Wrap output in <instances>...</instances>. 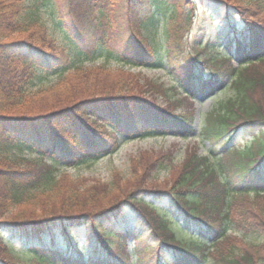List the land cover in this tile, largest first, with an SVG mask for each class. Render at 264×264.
I'll list each match as a JSON object with an SVG mask.
<instances>
[{"label": "trees", "instance_id": "1", "mask_svg": "<svg viewBox=\"0 0 264 264\" xmlns=\"http://www.w3.org/2000/svg\"><path fill=\"white\" fill-rule=\"evenodd\" d=\"M213 1L227 6V19L195 28L196 0H0V264H92L99 256V264H132L130 239L137 264H264V1ZM57 29L82 36L85 49L59 44ZM100 47L131 66L179 72L180 86L152 83L164 106L142 95L139 78L123 67L78 61ZM43 58L69 68L55 84L30 92ZM202 63L208 76L198 71ZM228 78L235 94L217 102L201 128L210 151L191 150L164 185L155 175L167 164L164 155L108 181L60 171V163L114 153L143 119L151 121L144 136L190 133L194 116L177 102L193 105ZM255 129L250 143L237 145L238 132ZM249 194L256 201L248 204ZM164 198L175 217L156 204ZM129 210L141 228L115 231L111 224ZM82 229L86 245L78 240ZM230 229L261 239L237 241ZM56 232L68 241L67 253L48 246Z\"/></svg>", "mask_w": 264, "mask_h": 264}, {"label": "rangeland", "instance_id": "2", "mask_svg": "<svg viewBox=\"0 0 264 264\" xmlns=\"http://www.w3.org/2000/svg\"><path fill=\"white\" fill-rule=\"evenodd\" d=\"M264 0H260L262 3ZM254 4L255 0H250L248 3L245 4ZM196 5L198 6L195 12V28L199 24L200 25H207L211 19H214L216 22L225 21L228 17V9L227 6L220 2H215L213 0H196ZM44 13V17L47 20L49 25H53L52 19L48 20V14L46 10L42 11ZM234 19V17H232ZM241 24H237V28L241 27ZM223 26H228L225 24ZM67 34L61 33L58 29L55 32L57 40L59 44L65 45L68 48L72 49L77 46H81L85 49L84 46V39L82 36H78L77 34L69 33V29H67ZM229 31V28H228ZM66 33V32H65ZM193 34V32H192ZM192 34H187L188 41H186V50L187 53L194 52L191 48V45L194 44V40L192 39ZM224 44H228V40H223ZM111 45V44H110ZM234 45V44H233ZM113 46V45H112ZM114 47H116L114 45ZM222 51L221 54L225 55L227 52V48L225 46H221ZM118 48V47H116ZM84 56V55H83ZM82 56V57H83ZM80 61L85 66H99L105 65L108 68L113 70L121 69L123 67L124 71L134 74L139 78V83L144 86L143 94L149 97L150 99L154 100L155 102L166 106V97L161 94V90L157 88L158 86H152V83H156L157 85H164L166 87H179L180 83H178V79L180 78V73L176 72L172 74L166 67H139L136 65H129V63H125L123 61L118 60L115 57V54L109 53L106 47H100L98 52L94 55L84 57ZM38 72L34 78L28 83L27 87L30 92H35L41 87L50 86L55 84L57 80L60 79V75L62 72L66 73L69 66H64L61 61H58L54 58H43L38 60ZM66 63V62H65ZM190 68L191 65H187ZM264 67V65H263ZM262 67V68H263ZM184 68H182L183 70ZM213 69V68H212ZM128 70V71H127ZM201 70L202 72L209 75L212 71L211 68H206L205 63L199 65L198 71ZM227 83L223 89L213 91L210 96H199L197 99L193 101V105L186 104L185 102H177V104L181 105L180 110L190 111L189 115L194 116L193 126L194 129L184 135H175L172 131L168 132H156L155 130L149 131L150 133L144 136L141 134L142 130L146 128L147 125H150L151 121L147 119H143L140 121L135 127H131V133L129 135L124 134L121 139H118L119 147L117 150L114 151L112 154L104 155L98 158L93 163H79V164H71L66 165L64 163H60L59 169L62 171H66L67 173L79 177V176H88L91 178H99L102 181L110 180L114 173H122L124 176H129L132 172V167H138V170L143 168L148 160L155 161L159 159V157L163 156L164 164L167 163L165 166L156 169L155 175L159 179V182L164 183L169 182L178 172L183 163L186 160L188 153L191 150H198L199 154H208L210 151L209 140H207L204 136H201V128L202 124L205 120L206 113H208L216 104L221 100L228 99L235 94L234 88L229 83L231 82L230 78L226 79ZM182 92V89H179ZM171 96L173 97L174 94L170 91ZM176 104V105H177ZM178 106V105H177ZM141 131V132H140ZM257 132L260 130H244L237 133V137H235V142L237 145L245 146L247 143H250L252 138L255 136ZM264 133V130H263ZM128 138L123 142L122 139ZM85 149H88L87 147ZM172 155V163H169V157ZM215 158H213L214 162ZM169 163V164H168ZM8 167H17L14 164H7ZM143 170V169H142ZM141 170V171H142ZM140 171V172H141ZM255 197L253 194H249L248 197H244L243 200L248 201V204L252 201V198ZM160 210L162 209L166 213L172 214V206L170 201L167 198L160 200L157 202ZM126 218H122L121 220L114 222L112 228L115 231L118 229L124 228H134L135 230L138 228L140 229V219L139 215L133 210H129L128 213L125 215ZM174 216V215H173ZM175 217V216H174ZM184 227L187 224H184ZM189 233H193V229L189 230ZM228 233L231 234L234 240L245 239L247 243L249 242H258L261 238H258L255 235H247L246 232L237 229H230ZM78 235V240H80L81 245H86L89 240H87L86 231L84 229L80 230ZM49 242V247L53 244L61 250V252H68V241L65 240L63 236L58 234V232L53 233L47 237ZM52 239V241H51ZM25 245L20 243L15 248V251L21 250ZM132 240L130 239L128 242V253L130 254L129 259L131 260L132 264H137L139 260V256L135 253L134 248H132ZM131 252V253H130ZM108 258V255H105V258ZM104 259V256H99L97 259H94L95 263L92 264H99V262ZM212 261H209L207 264H211ZM74 264V263H73ZM80 264V263H76Z\"/></svg>", "mask_w": 264, "mask_h": 264}]
</instances>
